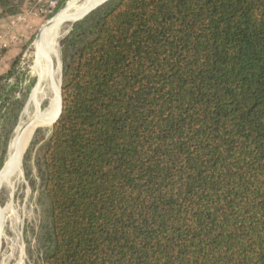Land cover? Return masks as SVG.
I'll return each mask as SVG.
<instances>
[{
    "label": "trees",
    "instance_id": "1",
    "mask_svg": "<svg viewBox=\"0 0 264 264\" xmlns=\"http://www.w3.org/2000/svg\"><path fill=\"white\" fill-rule=\"evenodd\" d=\"M60 45L37 178L45 129L24 156L34 264H264V0H109ZM20 60L0 74V170L34 84Z\"/></svg>",
    "mask_w": 264,
    "mask_h": 264
},
{
    "label": "rangeland",
    "instance_id": "2",
    "mask_svg": "<svg viewBox=\"0 0 264 264\" xmlns=\"http://www.w3.org/2000/svg\"><path fill=\"white\" fill-rule=\"evenodd\" d=\"M47 1L50 0H26L19 14L7 17H2L0 14V74L7 72L15 58L21 56L19 67L21 70H26L27 72V82H25V86L31 80L34 81V83H36L37 80L33 73V65L38 32L42 26H45L46 23L58 14L68 2V0H58L57 5L51 8L48 7ZM62 1L64 2L62 3ZM1 19L6 20L1 21ZM72 25L64 30V33L58 41L60 63H62L60 41L69 33L72 29ZM27 104L20 115L14 135L18 127L24 128L29 123L28 121H30L34 113L33 106L28 107ZM53 126L54 124L51 127H40L45 129L47 134L45 133L43 135V133H39L35 137L38 143L30 152L27 160V165L31 168L32 178H37V169L34 160L39 153L38 149L40 145L44 142L42 137L45 136L47 138ZM29 181L23 168V177L18 181L13 197H11V191L6 188V190L3 188L0 191V208L5 209L9 204L12 205V210L2 214L0 264H34L36 255L31 257L28 253L27 241H30L31 245L35 243L32 229H36L39 225L41 208L37 203L38 191L32 189Z\"/></svg>",
    "mask_w": 264,
    "mask_h": 264
},
{
    "label": "bare ground",
    "instance_id": "3",
    "mask_svg": "<svg viewBox=\"0 0 264 264\" xmlns=\"http://www.w3.org/2000/svg\"><path fill=\"white\" fill-rule=\"evenodd\" d=\"M103 0H68L66 6L50 20L37 38L33 73L37 80L31 90L27 106H33L34 113L24 127H18L11 143L6 166L0 173V191H11L13 197L18 181L23 177V157L34 132L40 127H51L61 107V63L58 41L64 30L72 25L75 18ZM66 32V31H65ZM5 189V190H6ZM12 210L9 204L0 208V237L2 214Z\"/></svg>",
    "mask_w": 264,
    "mask_h": 264
},
{
    "label": "water",
    "instance_id": "4",
    "mask_svg": "<svg viewBox=\"0 0 264 264\" xmlns=\"http://www.w3.org/2000/svg\"><path fill=\"white\" fill-rule=\"evenodd\" d=\"M107 1H109V0H103V1L99 2V3L96 4L95 6H93L92 8H90L89 10H87L86 12H84L83 14L79 15L78 17H76L74 23L77 22V21H79V20H82V19L85 18L89 13H91L93 10H95L96 8H98L99 6H101L102 4L106 3ZM56 15H57V14H56ZM56 15H55V16H56ZM55 16H54L52 19H50V20H51V21L54 20ZM50 20H49V21H50ZM49 21H48V22H49ZM48 22H47V23H48ZM47 23H46V24H47ZM44 27H45V26H42V28H41L40 31L38 32L36 39L39 38V37L41 36V34H42V30L44 29ZM62 109H63V98H62V63H61V107H60V113H59L57 119L55 120L54 125H55V124L57 123V121L59 120V118H60V116H61V114H62ZM35 132H36V130H35ZM30 143H31V141H30ZM30 143H29V145H30ZM29 145H28V147H29ZM28 147L26 148L24 154L26 153ZM9 150H10V146H9ZM8 153H9V151H8ZM23 158H24V157H23ZM5 166H6V161H5V163H4L3 167H2V169L0 170V173L2 172V170H4Z\"/></svg>",
    "mask_w": 264,
    "mask_h": 264
},
{
    "label": "built area",
    "instance_id": "5",
    "mask_svg": "<svg viewBox=\"0 0 264 264\" xmlns=\"http://www.w3.org/2000/svg\"><path fill=\"white\" fill-rule=\"evenodd\" d=\"M48 3V7H51V8H53V7H55L56 5H57V3H58V0H50V1H47Z\"/></svg>",
    "mask_w": 264,
    "mask_h": 264
},
{
    "label": "crops",
    "instance_id": "6",
    "mask_svg": "<svg viewBox=\"0 0 264 264\" xmlns=\"http://www.w3.org/2000/svg\"><path fill=\"white\" fill-rule=\"evenodd\" d=\"M1 12H2V10L0 9V14H1ZM3 20H6V19H1V21H3Z\"/></svg>",
    "mask_w": 264,
    "mask_h": 264
}]
</instances>
